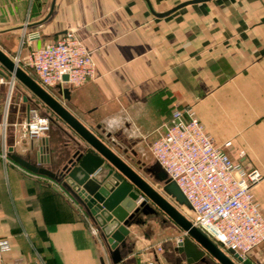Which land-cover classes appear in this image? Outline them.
<instances>
[{
    "label": "crops",
    "instance_id": "1",
    "mask_svg": "<svg viewBox=\"0 0 264 264\" xmlns=\"http://www.w3.org/2000/svg\"><path fill=\"white\" fill-rule=\"evenodd\" d=\"M65 32L87 48L97 74L81 87L61 85L64 95L50 93L87 129L106 143L126 141L130 149L121 157L159 183L162 169L149 146L175 107H191L216 147L242 169L260 172L253 193L264 215V0H0V50L14 63L23 36L22 59ZM7 92V83L0 84V121ZM26 92L15 80L6 151L13 147L57 172L76 151L75 141L84 144L63 123L60 134L22 140L13 124L34 107ZM150 222L145 217L130 228L120 264H147L158 244L163 252L154 264H185L173 251L183 233L159 240ZM94 227L62 185L0 156V239L11 247L3 264H112ZM244 258L264 264V243Z\"/></svg>",
    "mask_w": 264,
    "mask_h": 264
},
{
    "label": "built area",
    "instance_id": "2",
    "mask_svg": "<svg viewBox=\"0 0 264 264\" xmlns=\"http://www.w3.org/2000/svg\"><path fill=\"white\" fill-rule=\"evenodd\" d=\"M26 42L21 38L15 64L32 77L40 87L50 92L57 85L68 84L81 87L96 78L95 63L87 48L73 32H65L55 42L40 49L30 50L20 58ZM67 81H63V77ZM7 83V105L15 87V79ZM0 121V156L9 161L6 151L7 121ZM50 119L29 108L26 119L13 124L24 141L43 138L49 131ZM226 142L223 147L230 148ZM149 152L167 179L174 182L187 202L179 206L180 213L212 240L222 251H230L245 257L250 251L264 243V215L255 199L253 187L262 180L256 169L244 170L235 164L228 154L213 144L204 133L203 126L191 107H175L164 127V133L149 146ZM168 198L178 205L175 200ZM144 200L140 197L137 204ZM99 233L97 227L91 229ZM179 241V240H178ZM11 247L7 239H0V264ZM163 252L162 245L152 247L153 264Z\"/></svg>",
    "mask_w": 264,
    "mask_h": 264
},
{
    "label": "water",
    "instance_id": "3",
    "mask_svg": "<svg viewBox=\"0 0 264 264\" xmlns=\"http://www.w3.org/2000/svg\"><path fill=\"white\" fill-rule=\"evenodd\" d=\"M5 73L13 76L34 100L46 107L84 144L80 145L74 140L76 151L57 172L42 167L39 158L33 162L15 154L13 147H8L7 157L18 167L33 175L46 177L62 185L70 193L109 245L112 264L121 263L119 248L126 249L127 239L131 236L130 228L142 225L147 217L145 210H151V207L162 212L183 233V238L176 241L173 251L183 256L185 264H195L207 258L217 264H253L232 250L228 251L229 254L222 251L204 233L193 227L175 206L155 191L121 157V154H128L130 149L126 141L121 144L104 142L0 50V77L5 78ZM62 79L67 81L66 76ZM54 90L58 95L67 93L61 85H57ZM23 100L27 101V97ZM156 178L168 191V196L177 204L187 206L176 184L167 179L164 172L160 171ZM140 197L144 200L137 204Z\"/></svg>",
    "mask_w": 264,
    "mask_h": 264
},
{
    "label": "rangeland",
    "instance_id": "4",
    "mask_svg": "<svg viewBox=\"0 0 264 264\" xmlns=\"http://www.w3.org/2000/svg\"><path fill=\"white\" fill-rule=\"evenodd\" d=\"M28 97H31L28 92ZM32 105L38 109V112L42 115H45L49 117L50 124H49V131L47 134L54 135L56 133L60 134L58 131L59 125H62V122L58 120L46 107H44L42 104L37 102L36 100L32 101ZM65 127V126H64ZM138 174L146 180L150 186L157 191L160 195H162L165 199L168 196V191L163 188V185L160 183H157L153 180V178L150 175H147L142 169L138 170ZM158 179V178H157ZM182 200L186 201L183 197H181ZM167 201H170L177 209H179V205H175L169 198L166 199ZM151 207L150 205H148ZM151 210H148L146 208L147 219H151V222L149 224V231L153 233L159 240H163L165 238H169L173 235L174 232L179 229L175 227V225L159 210L151 207ZM177 231V232H178ZM149 261H152L151 259L146 260V263ZM154 264V263H153Z\"/></svg>",
    "mask_w": 264,
    "mask_h": 264
},
{
    "label": "flooded vegetation",
    "instance_id": "5",
    "mask_svg": "<svg viewBox=\"0 0 264 264\" xmlns=\"http://www.w3.org/2000/svg\"><path fill=\"white\" fill-rule=\"evenodd\" d=\"M195 264H210L209 261H207V259H205L204 261H198Z\"/></svg>",
    "mask_w": 264,
    "mask_h": 264
}]
</instances>
